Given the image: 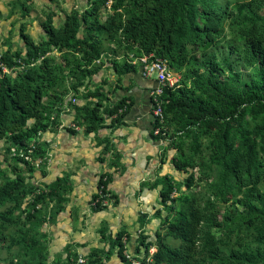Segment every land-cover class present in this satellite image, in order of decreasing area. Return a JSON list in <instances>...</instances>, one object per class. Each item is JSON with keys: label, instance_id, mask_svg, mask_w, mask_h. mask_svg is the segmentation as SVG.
<instances>
[{"label": "trees", "instance_id": "trees-1", "mask_svg": "<svg viewBox=\"0 0 264 264\" xmlns=\"http://www.w3.org/2000/svg\"><path fill=\"white\" fill-rule=\"evenodd\" d=\"M31 1L14 0L10 14L28 15ZM54 17L40 20L39 41L22 28L24 48L0 51V263L106 264L117 253L124 264H264V0H88L58 24ZM149 54L180 76L163 90L161 131L154 133V122L152 134L167 141L170 163L187 176L153 183L162 185L160 223L153 239L140 230L133 257L130 233L105 227L104 247L92 248L84 263L80 243L49 261L45 228L66 209L72 182H28L37 166L47 174L43 134L59 128L67 108L71 132L112 126L123 102L112 96ZM104 68L117 76L115 88H102L108 79L91 88ZM103 177L98 187L107 186ZM200 183L204 193L193 189ZM104 198L93 196L95 211L106 208Z\"/></svg>", "mask_w": 264, "mask_h": 264}, {"label": "crops", "instance_id": "crops-1", "mask_svg": "<svg viewBox=\"0 0 264 264\" xmlns=\"http://www.w3.org/2000/svg\"><path fill=\"white\" fill-rule=\"evenodd\" d=\"M121 85L122 88L116 90L111 101H123L118 109L122 115H114L116 121L112 126L89 134L77 126L71 132L65 126L74 125V112L67 108L60 115L59 128L43 134L50 145L48 171L44 176L47 183L61 176H69L72 182L69 201L61 213L65 223L53 229L54 233L56 230L59 232L50 233L51 243H64L63 246L67 243L85 244L78 248L82 250L78 252L79 256H86L92 248H99L87 243H103L100 241L101 228L107 227L112 234L111 226H121L130 234L135 227H138L136 233L142 228L146 230L151 223L150 215L146 212L148 199L156 198L157 201L162 189L161 184L154 186L153 183L166 174L175 179L181 174L170 163V158L164 161L162 152L168 151L172 156L165 148L167 141L157 139L152 134L154 118L150 91L157 86L155 78L146 77L139 69L126 74ZM110 122L111 118L107 120L108 124ZM103 175V180L108 177L105 186L107 192L113 195L110 199L104 198V204L112 206L95 211L91 201L98 194ZM142 214H147V223L140 227ZM78 221L80 226L74 223ZM95 232L99 236H94Z\"/></svg>", "mask_w": 264, "mask_h": 264}, {"label": "rangeland", "instance_id": "rangeland-1", "mask_svg": "<svg viewBox=\"0 0 264 264\" xmlns=\"http://www.w3.org/2000/svg\"><path fill=\"white\" fill-rule=\"evenodd\" d=\"M13 1L14 0H0V51H4L8 47H10L12 51L18 48H24V41L21 39V34H20L22 28H24L25 33H28L35 41H39L42 38V36H44L43 31L40 27V20L45 17L46 13L48 12L54 13L55 15L54 23L58 24L73 9L82 10L85 7H87V4H88V0H32L29 4V14L23 17L21 15V11L19 10V8L14 9L13 14L12 15L10 14ZM106 13L107 12L103 11L102 16L105 17ZM106 45H108V43ZM109 58L111 57H103V60L108 61ZM243 71L245 73L248 72V70L246 69H244ZM101 73H102L101 76L98 75L94 78L93 83H91L90 85L91 88H93V85H95V83H99L100 81H102V79H104V77H106V79H108V84L102 86V88L105 91L114 89L116 85L117 76L113 73V71H110L104 68L103 70H101ZM69 127H73V126L69 124L68 126H65V129L69 130L68 129ZM2 147L3 146L1 144L0 145V154H1L0 158L1 159H3L2 157L3 148ZM170 152L173 153L172 150H170ZM162 153H163V158L165 159L164 161L170 158L168 151H164ZM203 156L206 157V160H209V156L206 153V151L203 152ZM46 170L48 171L47 165H46ZM180 173L181 174L179 175V178L176 179V181L183 180L187 176V174L184 173L183 171H180ZM199 173H200L199 170L196 169L197 176H199ZM28 182L35 183L37 185H42L43 183H47V178H44L42 176V172L40 168L37 166V170L35 172H33L32 174H28ZM193 189L201 190L204 193L206 186L204 183H200V185L195 186ZM98 193H99V189H98ZM172 195H175V192H173ZM155 199H148L149 206L147 208V211L146 209L143 210L149 213L150 218H151V223L147 225V228L145 230L146 231L145 234L149 235L151 239L155 237V231L160 223V219L156 218L152 214H154V212L157 209H161V205L158 203H160V200L162 199V197L158 196L157 201ZM108 205L112 206V204H106V207ZM61 213L62 212L58 213L57 219L55 222H51L49 223L48 226H46L45 229L48 232L54 233L53 229L55 228L58 229V227L60 228V226L63 223H65V219H63V215H61ZM161 213L162 215L166 214L165 211H162ZM74 223L77 226H80L81 224L79 221L74 222ZM111 227H112L111 230L114 234L117 232V230L122 229L121 226L120 227L111 226ZM137 230H138V227H135V229H132L133 233L131 232L130 234L132 235L130 243L128 242L126 244L127 246L126 253L130 257H133L135 254V251H134V247L136 244L135 240L137 239L136 235L139 234V232L136 233ZM59 231L60 230H56V232H59ZM91 234H94V233H91ZM94 236H99V234L96 235V232H95ZM63 244L64 243H50L49 261H52L54 257L57 255V253H61L63 254V256H65ZM87 244L92 245V246L98 245L100 248L104 246L103 243H87ZM143 250L144 249L142 247L141 254H140L141 256H143ZM154 250L155 248H152L151 252ZM79 251H82L81 248L78 249V252ZM0 264H4V263L2 262ZM106 264H124V263L122 262L120 256L117 253H115L112 256V258L108 262H106Z\"/></svg>", "mask_w": 264, "mask_h": 264}, {"label": "built area", "instance_id": "built-area-1", "mask_svg": "<svg viewBox=\"0 0 264 264\" xmlns=\"http://www.w3.org/2000/svg\"><path fill=\"white\" fill-rule=\"evenodd\" d=\"M141 64V71L146 77H154L157 86L151 89L150 98L152 102V115L154 122H157L154 133L159 134L161 131L160 123L163 122V106L161 95L165 87H174L178 80L179 74L170 71L168 63L165 59L155 57L153 54L143 55L138 59ZM29 159V156H26ZM38 163V162H37ZM105 190V191H104ZM102 198L111 197L104 185H101L98 193ZM107 203V202H105ZM84 256H79L78 263H84Z\"/></svg>", "mask_w": 264, "mask_h": 264}]
</instances>
